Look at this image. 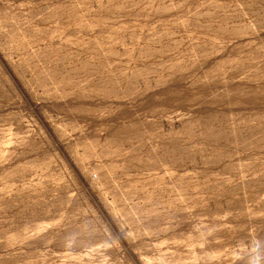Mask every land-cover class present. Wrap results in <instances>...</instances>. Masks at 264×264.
<instances>
[{"label": "rangeland", "instance_id": "obj_1", "mask_svg": "<svg viewBox=\"0 0 264 264\" xmlns=\"http://www.w3.org/2000/svg\"><path fill=\"white\" fill-rule=\"evenodd\" d=\"M0 264H264V0H0Z\"/></svg>", "mask_w": 264, "mask_h": 264}]
</instances>
